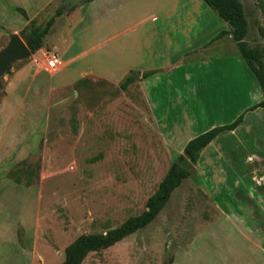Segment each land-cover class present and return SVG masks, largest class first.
<instances>
[{"label":"rangeland","instance_id":"obj_1","mask_svg":"<svg viewBox=\"0 0 264 264\" xmlns=\"http://www.w3.org/2000/svg\"><path fill=\"white\" fill-rule=\"evenodd\" d=\"M239 1L248 24L245 42L259 49L264 60V0ZM45 3L27 6L26 22L11 6L8 17L0 19V50L10 35L16 33L24 41L22 30L31 25L42 28L56 9L69 12L64 0ZM170 3L167 8L175 9L173 0ZM66 38L56 26L45 43L51 42L61 54ZM38 54L14 63L0 78V264H61L64 249L79 236L103 234L142 214L174 162L191 170V175L158 216L114 246L89 254L82 264H181V239L194 233L184 231V226L227 222L215 221L220 216L217 207L264 208V195H259L264 194V111L249 110L256 105L259 89L253 92L254 76L249 69L247 75L246 65L238 64L237 55L226 71V111L221 110L217 93L207 97L212 99V110L193 133L197 137L207 125L222 127L239 117L243 126L235 135L220 134L224 136L191 166L181 152L195 136L174 131L175 126L181 130L178 104L166 94L173 88L165 87L163 79L148 89L160 107L172 108L168 120L152 116L136 84L122 91L120 83L89 77L78 86L48 93L28 80L20 87L22 81L15 76L27 64L50 71V54ZM216 73L209 80L214 91L220 81ZM65 79L68 74L55 81ZM12 87L15 90L5 101ZM191 105L199 108L197 113H205L204 102ZM9 172L12 179L21 178L19 185L7 177Z\"/></svg>","mask_w":264,"mask_h":264},{"label":"crops","instance_id":"obj_2","mask_svg":"<svg viewBox=\"0 0 264 264\" xmlns=\"http://www.w3.org/2000/svg\"><path fill=\"white\" fill-rule=\"evenodd\" d=\"M50 2L51 0L48 3L45 0H0V19L8 17L11 6L22 8L28 16L25 10L27 6L48 5ZM173 3L175 9L167 8L171 4L170 0H91L88 6H81L84 4L82 3L72 11L68 10L69 12L55 19L49 32L56 26H61L65 31L67 38L63 52L58 54L56 46L51 42L46 44V37L42 48L37 52H46L54 57L57 61L55 69L40 71L36 65L27 64L16 73L18 82L22 81L19 86L28 80L40 86L41 92L44 89L48 93L53 88L57 90L71 86L89 77L118 84L132 74L136 79L134 84L141 88L152 116L168 120L172 108L160 107L148 89L155 81L163 79L165 87L173 88L166 94L173 104H178L175 109L179 115L176 118L181 130L175 126L174 131H180L178 134L181 136L183 133L194 134L191 136L194 138L193 132L200 128L201 121L212 110V99L207 97L217 93L221 97V110L227 109L226 71L228 66L232 68L235 55L240 66L246 64L238 50H235L237 48L231 36L225 33L228 31L227 24L204 8L205 4L201 0H173ZM26 25L24 23L18 27ZM2 37L0 35V40ZM32 56L34 55L31 54L30 57ZM218 66L220 68L216 69ZM243 67L248 75L249 68L247 65ZM217 70L222 72L219 73L220 76L216 73ZM43 73L46 76H41ZM215 73L220 79L216 84V91L209 83ZM66 74L68 79L55 81ZM251 83L255 93L257 87L259 89L255 77L254 80L251 78ZM14 90L13 87L11 90L7 89L5 101ZM255 100L256 104L262 101L260 89ZM197 102H204V114L197 113L199 108L191 105L194 103L196 106ZM260 111L264 109H256L252 114ZM243 123L244 120L241 125ZM238 127L225 133L235 135L232 133ZM213 128L214 124L207 125L199 135ZM219 136L200 152L199 160L209 148L214 147ZM181 154L183 155V150ZM215 209L220 215L215 221L224 218L227 222H205L194 224L193 228L184 226V231L194 230V233L185 241L181 239L178 249L181 250V264H264V208ZM256 213H261L263 217H257Z\"/></svg>","mask_w":264,"mask_h":264},{"label":"trees","instance_id":"obj_3","mask_svg":"<svg viewBox=\"0 0 264 264\" xmlns=\"http://www.w3.org/2000/svg\"><path fill=\"white\" fill-rule=\"evenodd\" d=\"M201 1L214 12L221 21L227 24L228 31L225 33L231 36L240 57L257 81L262 95V101L249 110L264 109L263 53L259 49L249 48L245 42L248 24L242 4L239 0ZM73 9L74 8H71L69 11ZM15 11L25 20L28 19L26 12L22 8H15ZM63 14L64 9L58 8L42 28L37 29L31 25L28 31L24 29L20 32L24 36V43L32 55L42 48L43 40L49 34L55 19L61 17ZM30 23H32V21ZM82 82L84 81H78L75 86H78ZM135 82L136 79L130 74L120 83L119 88L124 91ZM1 87L0 85V89ZM241 122L242 118L239 117L229 125L213 128L187 142L183 148V158H185L191 166L196 165L199 154L205 147L214 141L220 134L234 131ZM14 172L15 171H13V173ZM13 173L9 172L7 177L13 180L15 184L19 185L21 183V178L15 176L12 179ZM190 175L191 170L183 168L177 162L172 163L159 183L156 191L147 199L146 210L142 214L128 218L120 226L110 229L103 234L79 236L64 249V260L61 264H82L89 254L106 250L133 235L135 232L147 227L167 205L172 193L183 181L188 179Z\"/></svg>","mask_w":264,"mask_h":264},{"label":"water","instance_id":"obj_4","mask_svg":"<svg viewBox=\"0 0 264 264\" xmlns=\"http://www.w3.org/2000/svg\"><path fill=\"white\" fill-rule=\"evenodd\" d=\"M88 1L91 0H64V6L69 10ZM30 56V51L19 35H10L7 45L0 50V78L9 70L11 65L26 60Z\"/></svg>","mask_w":264,"mask_h":264},{"label":"built area","instance_id":"obj_5","mask_svg":"<svg viewBox=\"0 0 264 264\" xmlns=\"http://www.w3.org/2000/svg\"><path fill=\"white\" fill-rule=\"evenodd\" d=\"M57 65V61L54 57H51L49 61H47V68L49 70H54Z\"/></svg>","mask_w":264,"mask_h":264}]
</instances>
